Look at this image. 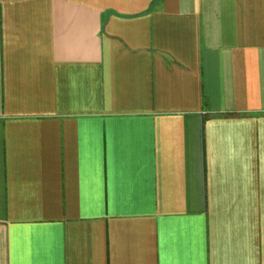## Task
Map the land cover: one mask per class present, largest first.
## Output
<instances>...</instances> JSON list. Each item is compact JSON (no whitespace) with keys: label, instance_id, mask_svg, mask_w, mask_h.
I'll list each match as a JSON object with an SVG mask.
<instances>
[{"label":"crops","instance_id":"1","mask_svg":"<svg viewBox=\"0 0 264 264\" xmlns=\"http://www.w3.org/2000/svg\"><path fill=\"white\" fill-rule=\"evenodd\" d=\"M0 264H264V0H0Z\"/></svg>","mask_w":264,"mask_h":264},{"label":"trees","instance_id":"2","mask_svg":"<svg viewBox=\"0 0 264 264\" xmlns=\"http://www.w3.org/2000/svg\"><path fill=\"white\" fill-rule=\"evenodd\" d=\"M234 114L236 115V112Z\"/></svg>","mask_w":264,"mask_h":264}]
</instances>
